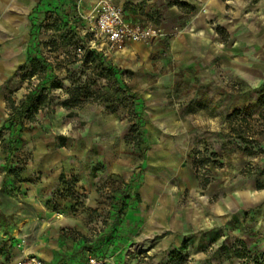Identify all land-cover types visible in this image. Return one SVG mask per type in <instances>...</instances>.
<instances>
[{
	"label": "rangeland",
	"instance_id": "1",
	"mask_svg": "<svg viewBox=\"0 0 264 264\" xmlns=\"http://www.w3.org/2000/svg\"><path fill=\"white\" fill-rule=\"evenodd\" d=\"M38 1L40 51L61 88L50 92L34 122H26L9 176L0 141V264L25 255L23 240L13 236L19 207L27 217L40 210L58 219L80 215L99 233L107 228L112 191L136 171L142 173L141 203L125 219L140 225L124 247L115 239L121 229L104 240L97 254L107 264H174L181 252L184 264L264 261V137L252 145L262 153L249 156L233 132L241 115L229 119L241 111L255 127L261 124L264 87L240 81L218 57L192 61L174 50L176 42L205 36L191 22L203 0H110L128 23L161 31L150 41L120 45L96 36L95 0H0V127L8 118L6 99L20 102L29 92L27 11ZM125 10L144 24L129 22ZM212 39L215 48L233 44L220 27L212 28ZM93 51L118 69L117 82L83 65ZM72 78L97 80L93 89L103 92L66 108ZM40 81L39 75L31 80L33 86ZM199 153L209 162L197 172ZM92 192L97 203L87 206Z\"/></svg>",
	"mask_w": 264,
	"mask_h": 264
},
{
	"label": "crops",
	"instance_id": "2",
	"mask_svg": "<svg viewBox=\"0 0 264 264\" xmlns=\"http://www.w3.org/2000/svg\"><path fill=\"white\" fill-rule=\"evenodd\" d=\"M197 3L199 12L191 22L199 31H204L205 36L194 35L186 38L185 40L189 42L180 41L179 46L176 42L175 53L190 57L192 61L211 62L218 57L227 68L232 67L234 76L240 81H248L254 88L264 87V0H203ZM40 4L41 1H38L27 11L31 18L28 47L31 42V25H36ZM124 13L129 22L144 24L140 16L135 17L126 10ZM214 27L224 29L233 39L229 49L214 47L213 39L211 40V31ZM260 136L264 137V134L256 138ZM136 172L141 174L142 180V173ZM97 200V194L92 192L87 206L96 205ZM16 214L19 216L18 227L15 228L13 236L23 240L26 245L24 257L34 255L41 259L43 264L53 263L57 256L59 258L65 256L63 264H87L89 253L98 257L97 251H91L87 246L109 230L106 228L99 233L90 231L82 222L80 215L58 219L49 212L40 210L38 214L45 218L40 221L37 213L27 217L26 212L20 207ZM128 221L132 224L125 233L130 232L133 237L135 229L140 224L130 219Z\"/></svg>",
	"mask_w": 264,
	"mask_h": 264
},
{
	"label": "trees",
	"instance_id": "3",
	"mask_svg": "<svg viewBox=\"0 0 264 264\" xmlns=\"http://www.w3.org/2000/svg\"><path fill=\"white\" fill-rule=\"evenodd\" d=\"M40 28L41 25H31V42L27 50V63L31 65V72L25 75L29 80V92L20 102H16L13 98L6 99L8 118L0 127V141L3 144V152L7 156L4 165L6 176H9L13 172L12 159L18 150L21 136L26 128V122H34L36 115L49 105L50 92L61 88V85L54 81V67L52 63L40 51V41L38 40ZM78 44L79 43H77L73 50L76 57L77 50L81 48ZM81 61L83 65L90 64L96 71L97 77L105 79L108 82H117L118 69L111 66L97 52H86ZM37 75H39L41 81L37 86H33L31 80ZM42 75H44V77H41ZM93 84L96 85L97 80L91 81V83L88 84V82L81 83V79L72 78L71 87L67 89L69 98L65 101L64 106L69 109L80 107L82 103L87 102L91 98H97V95L100 96L103 90L97 91L93 89ZM259 104L264 106V96L259 99ZM239 115H241V119L238 121L239 129H233V132H235L241 142L246 145V148L244 149L245 152L249 154V156L262 153L261 150H256V146L260 144L257 141L256 136L264 134V121H261V124L255 127L251 124V118L241 111H235L229 119ZM137 130L142 136L143 133L141 132L140 124H137ZM5 135L8 136L7 140L4 139ZM142 143L145 145L142 153L144 159L146 152L148 151V144L144 139H142ZM254 144H256V146H252ZM199 155L203 158L195 163L197 172L204 169L209 162L206 159V153H199ZM204 182L208 184L210 181L209 179H205ZM140 183L141 174L136 172L132 180L126 184L124 188H117L112 191V195L110 196V209L107 221L105 222V225L109 230L103 233V235L93 243L94 245L92 243L89 244L87 246L89 250L97 251L98 248L102 246L104 240L113 238L116 230L119 229H121V232L115 237V239L119 241L118 246H124L130 241V232L127 234L124 232L132 223L125 218L130 209L135 208L141 203V197L138 192ZM259 188L261 189L262 185H259ZM64 258L65 256H60V258L57 256V259L51 264H63ZM178 258L179 260L174 264H184L185 259L183 258L182 252L179 253ZM255 264H264V261Z\"/></svg>",
	"mask_w": 264,
	"mask_h": 264
},
{
	"label": "built area",
	"instance_id": "4",
	"mask_svg": "<svg viewBox=\"0 0 264 264\" xmlns=\"http://www.w3.org/2000/svg\"><path fill=\"white\" fill-rule=\"evenodd\" d=\"M96 6L91 14L94 31L97 37L105 38L113 45L125 42H147L161 34L160 30L143 28L140 25L128 23L120 7L113 5L110 0H95ZM16 264H43L34 255L20 259ZM87 264H107L104 259L95 255H87Z\"/></svg>",
	"mask_w": 264,
	"mask_h": 264
},
{
	"label": "bare ground",
	"instance_id": "5",
	"mask_svg": "<svg viewBox=\"0 0 264 264\" xmlns=\"http://www.w3.org/2000/svg\"><path fill=\"white\" fill-rule=\"evenodd\" d=\"M143 247H144V246H143ZM143 247H142V246H136V249H137V250H142Z\"/></svg>",
	"mask_w": 264,
	"mask_h": 264
}]
</instances>
